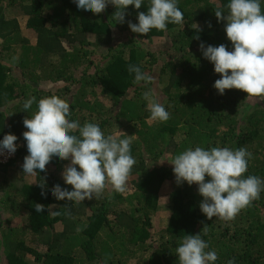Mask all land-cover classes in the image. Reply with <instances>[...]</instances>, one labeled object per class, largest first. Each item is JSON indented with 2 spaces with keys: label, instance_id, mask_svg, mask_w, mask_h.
<instances>
[{
  "label": "trees",
  "instance_id": "trees-1",
  "mask_svg": "<svg viewBox=\"0 0 264 264\" xmlns=\"http://www.w3.org/2000/svg\"><path fill=\"white\" fill-rule=\"evenodd\" d=\"M176 2L183 23L145 35L132 32L128 21L138 23L149 0L139 10L130 5L123 24L112 19V4L94 15L73 0H0V140L11 133L20 144L15 157L0 162V264H179L176 248L205 225L201 235L205 251L217 253L214 264H264V191L235 219L208 220L198 185L178 186L168 162L189 148L245 147L252 156L244 177L264 180V96L238 89L219 94L213 85L221 75L200 50L201 42L233 50L227 21H218L214 11L219 6L227 13L230 0ZM129 65L152 81L135 83ZM149 90L170 113L167 121L149 120L143 99ZM52 95L69 103V120L98 124L105 136H131L136 163L124 193L106 182L99 198L57 200L55 185L71 190L62 178L70 160L58 157L46 171L23 174V120ZM30 97L36 102L26 111ZM123 120L127 133L117 134ZM37 203L43 213L36 212ZM163 210L167 222L159 225Z\"/></svg>",
  "mask_w": 264,
  "mask_h": 264
},
{
  "label": "clouds",
  "instance_id": "clouds-1",
  "mask_svg": "<svg viewBox=\"0 0 264 264\" xmlns=\"http://www.w3.org/2000/svg\"><path fill=\"white\" fill-rule=\"evenodd\" d=\"M73 2L78 9L91 11L94 15L103 13L112 4L117 9L112 19L120 24L125 22L126 9L130 5L137 10L142 7V0ZM226 8L227 13L219 6L214 11L218 21H227L224 31L233 50L229 51L225 44H200L204 58L214 65L215 73L221 75L213 87L221 95L226 89H238L248 96H264V12L260 0H230ZM183 21L184 15L176 0H149L147 11L138 12V23L128 21V26L134 33L147 35L153 28L164 31L167 24H182ZM193 29L202 31L197 24ZM128 71L135 74V83L151 82L153 79L136 65H129ZM143 99L150 111L149 120L167 121L170 118L165 107L153 99L151 90L143 93ZM34 102L36 98L30 97L23 108L27 111ZM36 104L37 109L31 118L25 117L23 120L24 127L28 129L23 133L28 150L22 165L24 175H35L37 170L46 171L51 159L58 157L60 160H70V164L64 167L62 178L66 185L71 186V190L55 185L51 191L57 200L79 203L85 199L99 198L106 182L117 193L126 191L127 180L136 163L131 155V136L126 133L124 138L105 136L98 124L86 122L81 126L78 121L69 120V103L58 96L41 98ZM17 139L14 134H6L0 140V151L14 154ZM251 156L252 153L245 147L236 150L228 147H195L165 161L174 166L178 186L185 181L190 186L198 185V192L203 197L200 209L208 220L215 217L230 221L259 199L261 191H264V180L254 175L244 177ZM206 176L210 180L206 181ZM40 186L42 189L46 187L45 184ZM42 194L46 195V192ZM35 210L43 213L45 206L37 203ZM206 232L207 225L202 229V233ZM201 234H188L183 238L176 248L179 264H214L218 259L215 251H205L209 245ZM228 264L234 262L230 260Z\"/></svg>",
  "mask_w": 264,
  "mask_h": 264
},
{
  "label": "rangeland",
  "instance_id": "rangeland-1",
  "mask_svg": "<svg viewBox=\"0 0 264 264\" xmlns=\"http://www.w3.org/2000/svg\"><path fill=\"white\" fill-rule=\"evenodd\" d=\"M108 104H110L109 102H108ZM108 106H110V105H108ZM127 122H126V120H123V122L117 127V129H116V133L117 134H119V133H127ZM28 179H30V177H27ZM32 178V177H31ZM4 187L5 188H7V186L6 185H4ZM166 188H167V186H165ZM166 188H165V192H167L166 191ZM168 189V188H167ZM5 189H2V188H0V197L3 195V191H4ZM9 219H10V221H12V222H14V223H17V225L18 226H20V224L21 223H19L18 221H16V220H13V219H15L14 218V216L12 217V216H10L9 217ZM166 222H167V211H165V210H163V211H161L160 212V220H156V223L158 224L159 223V225H165L166 224ZM29 236V235H28ZM28 236H26V238L28 237Z\"/></svg>",
  "mask_w": 264,
  "mask_h": 264
},
{
  "label": "built area",
  "instance_id": "built-area-1",
  "mask_svg": "<svg viewBox=\"0 0 264 264\" xmlns=\"http://www.w3.org/2000/svg\"><path fill=\"white\" fill-rule=\"evenodd\" d=\"M17 144V148L20 146L19 143H16ZM16 155V152L14 154H9L7 153V151H0V162L2 163H5L7 161H9L11 158L15 157Z\"/></svg>",
  "mask_w": 264,
  "mask_h": 264
}]
</instances>
